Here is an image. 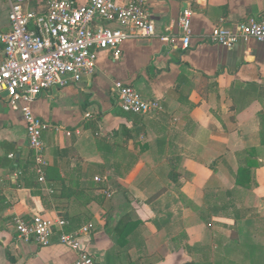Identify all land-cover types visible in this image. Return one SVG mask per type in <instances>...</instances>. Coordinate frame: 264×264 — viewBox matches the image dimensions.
<instances>
[{
    "label": "crops",
    "instance_id": "crops-1",
    "mask_svg": "<svg viewBox=\"0 0 264 264\" xmlns=\"http://www.w3.org/2000/svg\"><path fill=\"white\" fill-rule=\"evenodd\" d=\"M48 1L26 8L43 12ZM143 1L155 37L125 41L119 59L100 51L92 77L35 98L34 115L58 127L42 136L45 186L21 112L0 102V264H75L59 235L84 226L93 264H264V231L240 229L264 222V43L207 42L220 24L258 18L264 0ZM186 9L191 40L182 50L177 19ZM7 14L0 0V35L9 31ZM3 55L0 44V63ZM116 81L163 112L123 113ZM251 152L262 166L252 169L254 185L238 186ZM33 215L66 225L47 246L19 241L13 218ZM217 225L220 233L208 230Z\"/></svg>",
    "mask_w": 264,
    "mask_h": 264
},
{
    "label": "built area",
    "instance_id": "built-area-1",
    "mask_svg": "<svg viewBox=\"0 0 264 264\" xmlns=\"http://www.w3.org/2000/svg\"><path fill=\"white\" fill-rule=\"evenodd\" d=\"M2 1L8 9L9 31L0 35L4 53L0 63V102L21 112L37 182L45 186L47 161L42 136L51 128L58 131V127L34 115L31 106L35 98L53 88L64 89L92 77L100 51L106 50L112 59H119L125 41L155 37V27L143 0H88L82 6L72 0H49L43 12L28 10V0ZM191 15L186 9L177 19L182 50L190 45ZM159 38L169 41L168 36ZM242 40L264 43V13L230 27L220 24L207 37L208 43L226 48ZM112 89L125 114L146 117L164 110L159 101L144 99L120 81L114 82ZM12 223L19 241L40 246L50 244L55 227L61 230L66 225L61 219L38 215L15 216ZM89 230L90 226H84L72 234L59 235V243L76 252L75 264H93L84 244Z\"/></svg>",
    "mask_w": 264,
    "mask_h": 264
},
{
    "label": "trees",
    "instance_id": "trees-1",
    "mask_svg": "<svg viewBox=\"0 0 264 264\" xmlns=\"http://www.w3.org/2000/svg\"><path fill=\"white\" fill-rule=\"evenodd\" d=\"M262 166V163L258 161V158L254 156L253 152L250 153L244 161V165L240 166L237 170L235 177V183L238 186L254 185L252 169H256ZM239 215H237L238 217Z\"/></svg>",
    "mask_w": 264,
    "mask_h": 264
},
{
    "label": "rangeland",
    "instance_id": "rangeland-1",
    "mask_svg": "<svg viewBox=\"0 0 264 264\" xmlns=\"http://www.w3.org/2000/svg\"><path fill=\"white\" fill-rule=\"evenodd\" d=\"M236 160L237 159H231V162H232V165H235L236 166ZM239 167V166H238ZM263 208H264V204H263ZM257 216H258V214H257ZM216 219V218H215ZM214 222V221H213ZM251 225H253V223L251 224ZM251 225L249 226V225H247V224H242L241 225V230L242 231H245L246 233L248 232V231H250V229L251 228H253L254 230L255 229H262L263 231H264V222H259V223H257L256 222V224H255V226L254 227H251ZM210 228H208V230L210 231V232H214V233H216V232H219L220 233V231H222V227L220 226V225H217V227H211V226H209ZM245 237H246V234H245ZM211 240V238H209V241ZM261 241H263V240H261Z\"/></svg>",
    "mask_w": 264,
    "mask_h": 264
},
{
    "label": "water",
    "instance_id": "water-1",
    "mask_svg": "<svg viewBox=\"0 0 264 264\" xmlns=\"http://www.w3.org/2000/svg\"><path fill=\"white\" fill-rule=\"evenodd\" d=\"M186 264H189V263H186Z\"/></svg>",
    "mask_w": 264,
    "mask_h": 264
}]
</instances>
